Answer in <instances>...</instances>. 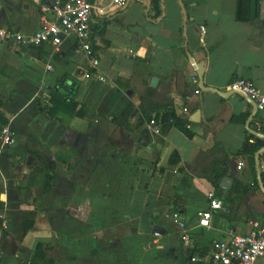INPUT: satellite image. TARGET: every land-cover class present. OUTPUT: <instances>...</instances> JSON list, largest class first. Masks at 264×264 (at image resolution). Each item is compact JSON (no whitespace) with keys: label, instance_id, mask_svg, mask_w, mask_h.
Here are the masks:
<instances>
[{"label":"crops","instance_id":"obj_1","mask_svg":"<svg viewBox=\"0 0 264 264\" xmlns=\"http://www.w3.org/2000/svg\"><path fill=\"white\" fill-rule=\"evenodd\" d=\"M53 1L0 0V27L33 33L43 16L54 19L42 12ZM91 1L107 9L95 16L92 37L107 82L84 76L89 60L74 36L59 49L0 39V100L11 123L39 141L46 160L44 171L35 172L25 135L12 147L0 138V264H209L190 255H210L213 240L245 234L252 220L264 224L256 157L238 154L248 133L264 135V109L252 116L245 96L202 91L194 64L204 65L207 86L228 92L233 79L245 77L264 92V0L250 22L237 20V0H163L162 16L153 19L150 0L124 7ZM56 88L83 115L62 103L46 111L52 103L45 98ZM148 89L171 98L176 114L190 121L203 106L207 122L191 121L192 137L176 126L152 134L143 113L156 115L164 99L150 94L140 106ZM216 142L217 153L202 155ZM174 152L179 162H171ZM224 153L232 187L220 185L223 208L202 227L211 186L197 172ZM236 181L248 189L224 202ZM174 212L188 223L189 248ZM24 219L34 220L25 234ZM39 244L43 255L32 261Z\"/></svg>","mask_w":264,"mask_h":264},{"label":"built area","instance_id":"obj_2","mask_svg":"<svg viewBox=\"0 0 264 264\" xmlns=\"http://www.w3.org/2000/svg\"><path fill=\"white\" fill-rule=\"evenodd\" d=\"M114 4L119 7L127 5L128 0H113ZM42 12H52L54 19L42 17L40 28L30 34H25L9 26L0 27V39L15 41L22 46H41L51 44L59 49L60 44L66 36H74L77 40L79 48L86 54L90 69L85 72L86 78H96L101 82H107L108 77L99 69L100 60L93 47L92 37L95 30V16L104 15L107 9L97 2L91 0H54L50 4L42 5ZM203 34L205 28L202 27ZM51 68V66L49 67ZM231 90L241 93L255 101L257 109H264V92L255 84L245 77L233 79L229 85ZM197 93L200 92L198 89ZM49 101L48 97L45 98ZM187 113V107L182 108ZM178 116V115H177ZM174 119H170L173 124ZM166 123L161 116H152L146 120L145 126L152 134L161 136L164 133ZM188 128L191 127L187 124ZM15 132L10 124L4 125L0 129V138L2 146H14ZM261 171L264 173V153L260 156ZM238 168H242V163L238 164ZM209 208L202 212L199 218V225L202 227H210L213 211L223 208V202L215 196L213 191L208 194ZM3 217V216H1ZM174 223L180 229V239L182 244L189 248L192 246V235L188 227L187 221L178 212L172 214ZM252 230L250 233L232 234L229 238L213 240L211 243L212 252L210 255L192 254L191 262L208 261L209 264H257L264 258V224L250 221ZM156 235H159L156 232ZM3 249L0 244V257Z\"/></svg>","mask_w":264,"mask_h":264},{"label":"trees","instance_id":"obj_3","mask_svg":"<svg viewBox=\"0 0 264 264\" xmlns=\"http://www.w3.org/2000/svg\"><path fill=\"white\" fill-rule=\"evenodd\" d=\"M150 2H151V8L149 10V15L151 14V18L152 19L159 18L160 16H162L164 12L163 0H150ZM260 7H261L260 0H237V9H236L237 20L242 22L255 21L260 16ZM175 74L177 73L175 72ZM150 94L161 96V98L164 99L163 104L157 107L159 111L156 113V116L162 117V119L166 123L165 128L176 126L188 137H192L194 135L191 128H188L187 126V124H191V121L187 118H181L180 116H177L175 109L173 108V100L171 98L161 95L152 89H148L141 98L140 106H144L143 103L146 97H148ZM48 99L52 103V106L46 104L44 106V109L51 114L53 113V108H56L58 106H63L59 104L62 103L66 107L68 106L69 108H72L73 113L75 115H83L82 112L83 109L75 110L77 109V105H78L77 102L71 97H66V95H64L62 91H59L58 88L52 91ZM145 113L146 111H144L143 114L147 119L152 117V115L147 116ZM11 117H12V113L4 107L3 102L0 100V129L2 126L10 124L12 130L15 132V137H14V145H15L17 143L18 136L19 135L22 136L25 134L23 130H21L19 127L11 123ZM171 118L174 119L173 124L170 123ZM252 138H254V141H251ZM24 143L26 145V150H28V153L34 158L36 162V166L34 167L35 172L44 171L46 160L43 154L38 150L39 141L29 134V135H25ZM219 145L220 144L216 142L215 147L212 150L208 152H203L202 155L217 153V149L219 148ZM262 145H263V139H261L260 137L256 136L253 133H248L243 143L242 149L238 152V154L251 157L252 160L254 161L255 154L262 147ZM224 154L225 156L223 158L221 159L214 158L209 165H205L206 167L203 168V173L197 172V175L203 176V178H205L210 183L211 191H213L216 194L215 196L217 197L220 196L219 192L223 191L220 188V180L222 179L223 176L226 175L228 171L227 166L230 161L228 153H224ZM179 161H180V157L178 153L174 152L171 158V162L176 163ZM261 175H262V180L264 182V173H261ZM255 184H256V188L258 189V180H256ZM243 186L244 185L242 183L236 181L235 187L228 192L227 196L224 197V202L230 200L233 193L237 194L240 192H244L248 189L247 187H243ZM261 205L262 207L260 208L259 213L260 216L264 218V202H261ZM33 226H34V220L24 219L25 231L23 234H25L27 231H30V229ZM251 226L249 231L246 233L251 232L252 230ZM45 247L46 246L42 244L38 245L32 261L43 255L41 253L43 252V248Z\"/></svg>","mask_w":264,"mask_h":264},{"label":"water","instance_id":"obj_4","mask_svg":"<svg viewBox=\"0 0 264 264\" xmlns=\"http://www.w3.org/2000/svg\"><path fill=\"white\" fill-rule=\"evenodd\" d=\"M194 68H196V71H197V74L199 76V86L200 88L202 89V91H211V92H215V93H218L220 94L221 96H228V95H231L234 93H238V94H241L239 92H236L234 90H230L228 92H225V91H222L218 88H215V87H212V86H207L205 85V82H204V72H205V68H204V65L203 64H200V63H195L194 64ZM158 83V79L157 78H154L152 80V85L153 86H156ZM242 95V94H241ZM254 106V112H253V115L257 112V106H256V103L255 101H253L252 99L246 97ZM203 107V106H202ZM200 107L201 109L200 110H197L194 114H192L191 116V121L193 122H207L206 120V115H205V112H204V109ZM251 116V117H252ZM251 119V118H250ZM250 125V120L249 122L247 123V126ZM254 134L258 135V136H264L263 134L261 133H258V132H253ZM264 153V147L261 148L260 150L257 151L256 153V165H257V170H258V179H259V184H260V187L262 189V191L264 192V182L262 180V176H261V171H260V156L261 154ZM234 169L236 168V164L235 166L233 167ZM232 182H233V177L231 175H226L223 177V179L221 180V187L224 188V189H231L232 187Z\"/></svg>","mask_w":264,"mask_h":264}]
</instances>
